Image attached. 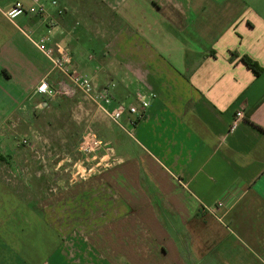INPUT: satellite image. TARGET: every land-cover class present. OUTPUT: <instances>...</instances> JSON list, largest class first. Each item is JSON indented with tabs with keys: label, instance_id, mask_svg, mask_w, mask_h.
Returning <instances> with one entry per match:
<instances>
[{
	"label": "crops",
	"instance_id": "0c3cea01",
	"mask_svg": "<svg viewBox=\"0 0 264 264\" xmlns=\"http://www.w3.org/2000/svg\"><path fill=\"white\" fill-rule=\"evenodd\" d=\"M18 1L0 0V264H263L264 0H56L51 30L9 21ZM48 33L115 101L154 95L132 137L109 122L119 170L93 190H32L8 144L51 108L35 88L60 75L32 44Z\"/></svg>",
	"mask_w": 264,
	"mask_h": 264
},
{
	"label": "rangeland",
	"instance_id": "374dc122",
	"mask_svg": "<svg viewBox=\"0 0 264 264\" xmlns=\"http://www.w3.org/2000/svg\"><path fill=\"white\" fill-rule=\"evenodd\" d=\"M86 46L90 57L100 52V47ZM96 79L99 78L96 76ZM107 81L110 82V79L103 82ZM50 102L51 108L35 112L29 125L18 129L20 133H26L29 146L20 143L22 139L18 134L8 143L20 151L17 154V170H21L22 174L19 175L24 179L25 175H29L27 181L31 182H27V185H32V190L45 188L49 195L58 193L64 187L70 191L73 187H78L81 192L93 190L95 183L92 181L96 179L100 183L106 173L118 171L119 161L117 156H110V150L83 155L78 150L81 137L92 132L107 148L113 147V144L119 148L123 133L117 128L112 130L108 120L87 103L76 105L66 102L64 98ZM111 139H115V142H111ZM2 176H10L6 168L2 169ZM21 185L25 188L23 183Z\"/></svg>",
	"mask_w": 264,
	"mask_h": 264
},
{
	"label": "built area",
	"instance_id": "2783aa9c",
	"mask_svg": "<svg viewBox=\"0 0 264 264\" xmlns=\"http://www.w3.org/2000/svg\"><path fill=\"white\" fill-rule=\"evenodd\" d=\"M25 6L21 2H15L4 13L9 21L23 15L37 16L46 23L48 30L54 27L53 16L48 12L49 7L55 9L57 16L62 15L63 10L58 7L56 0H28ZM32 44L39 53L49 61L51 69L60 75V79L54 84L41 80L35 88L37 95L45 96L51 100L56 98H70L80 96L86 103H89L95 110L118 127L129 137H132L133 130L138 122L143 118L149 106V100L154 98L152 93H137L135 95L136 105H126L114 99L113 90L115 84L108 82L99 87L95 84L92 76L79 72L72 64L70 51L67 47L55 42L51 33L41 36L37 40H32ZM112 105V107H110ZM110 107V108H109ZM126 115L125 122H122ZM242 113L238 111L229 127L233 131L241 119ZM22 145L29 146V142L24 138L20 141ZM78 150L83 155H94L98 152L109 151L106 144L100 142L92 132L83 135L78 144ZM221 206V204H218ZM264 264V261H263Z\"/></svg>",
	"mask_w": 264,
	"mask_h": 264
},
{
	"label": "trees",
	"instance_id": "16d2710c",
	"mask_svg": "<svg viewBox=\"0 0 264 264\" xmlns=\"http://www.w3.org/2000/svg\"><path fill=\"white\" fill-rule=\"evenodd\" d=\"M242 63L248 68L254 75H259L261 73V69L251 60L246 57L241 59Z\"/></svg>",
	"mask_w": 264,
	"mask_h": 264
}]
</instances>
